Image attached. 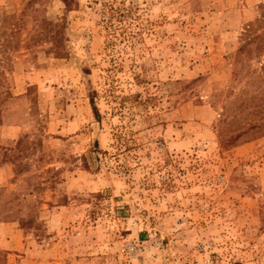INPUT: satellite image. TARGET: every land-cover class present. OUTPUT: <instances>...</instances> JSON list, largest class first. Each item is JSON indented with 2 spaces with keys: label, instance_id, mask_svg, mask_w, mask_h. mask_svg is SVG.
I'll return each instance as SVG.
<instances>
[{
  "label": "rangeland",
  "instance_id": "374dc122",
  "mask_svg": "<svg viewBox=\"0 0 264 264\" xmlns=\"http://www.w3.org/2000/svg\"><path fill=\"white\" fill-rule=\"evenodd\" d=\"M263 8L0 0V223L26 241L0 264H264V134H219L264 89V38L236 60Z\"/></svg>",
  "mask_w": 264,
  "mask_h": 264
},
{
  "label": "trees",
  "instance_id": "16d2710c",
  "mask_svg": "<svg viewBox=\"0 0 264 264\" xmlns=\"http://www.w3.org/2000/svg\"><path fill=\"white\" fill-rule=\"evenodd\" d=\"M257 23L260 26L264 23V11H262L261 18H259ZM254 28V25H248L247 29L245 30V36L247 37V39L245 40V43L242 46L241 50H239V54L236 58V60L240 62L244 59L243 55L247 51H249L251 42L253 40L257 41L262 37L264 38V33H257L256 31H254ZM3 74L4 72H2L0 69V125L2 124L1 106L5 102V100L10 97V93L5 86L4 79L1 78ZM90 102L94 113L98 115V110L95 107L93 100L90 99ZM236 103L239 104L237 105ZM235 107H238V112H235ZM229 111L233 112L234 114H230V120L223 121V125L221 126L219 132L222 142H235L243 136H248V138L246 139L249 140L251 138L249 135L254 138L257 135L264 134L263 124L255 123L257 120H264V89H260L259 93L256 94L239 97L231 104V109ZM241 119H245L243 120L244 123H242L243 121ZM247 122L248 124H250L248 127H246Z\"/></svg>",
  "mask_w": 264,
  "mask_h": 264
},
{
  "label": "crops",
  "instance_id": "0c3cea01",
  "mask_svg": "<svg viewBox=\"0 0 264 264\" xmlns=\"http://www.w3.org/2000/svg\"><path fill=\"white\" fill-rule=\"evenodd\" d=\"M18 223L19 222L0 223V249L5 251L7 257L13 260L16 257H20L19 253L23 252L26 244L25 236L23 235L22 229L19 228ZM6 264H13V261L8 260Z\"/></svg>",
  "mask_w": 264,
  "mask_h": 264
}]
</instances>
